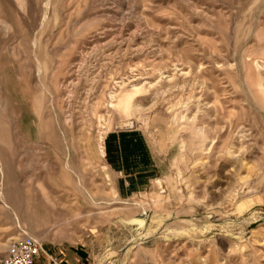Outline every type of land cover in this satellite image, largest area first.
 <instances>
[{
	"label": "rangeland",
	"instance_id": "1",
	"mask_svg": "<svg viewBox=\"0 0 264 264\" xmlns=\"http://www.w3.org/2000/svg\"><path fill=\"white\" fill-rule=\"evenodd\" d=\"M255 67L264 0H0V257L28 235L34 264H264ZM123 130L146 181L103 157Z\"/></svg>",
	"mask_w": 264,
	"mask_h": 264
},
{
	"label": "crops",
	"instance_id": "2",
	"mask_svg": "<svg viewBox=\"0 0 264 264\" xmlns=\"http://www.w3.org/2000/svg\"><path fill=\"white\" fill-rule=\"evenodd\" d=\"M103 157L111 173L118 172L128 185L146 181L156 171L155 158L148 141L135 130L110 131L103 140ZM252 205L264 206V195Z\"/></svg>",
	"mask_w": 264,
	"mask_h": 264
},
{
	"label": "built area",
	"instance_id": "3",
	"mask_svg": "<svg viewBox=\"0 0 264 264\" xmlns=\"http://www.w3.org/2000/svg\"><path fill=\"white\" fill-rule=\"evenodd\" d=\"M42 250L41 243L28 235L9 239L0 264H34Z\"/></svg>",
	"mask_w": 264,
	"mask_h": 264
},
{
	"label": "bare ground",
	"instance_id": "4",
	"mask_svg": "<svg viewBox=\"0 0 264 264\" xmlns=\"http://www.w3.org/2000/svg\"><path fill=\"white\" fill-rule=\"evenodd\" d=\"M252 67V66H251ZM255 71H256V75H257V78H256V83L254 84V82H253V84L255 85V89L259 92V94L261 95V99H262V101L264 102V82H262L261 80H260V77L258 76V70H257V68L255 67ZM252 74V73H251ZM254 75V74H253ZM208 146V145H207ZM207 148V147H206Z\"/></svg>",
	"mask_w": 264,
	"mask_h": 264
}]
</instances>
